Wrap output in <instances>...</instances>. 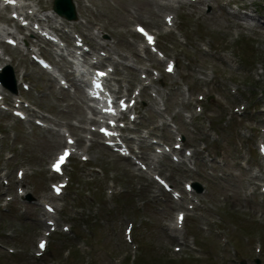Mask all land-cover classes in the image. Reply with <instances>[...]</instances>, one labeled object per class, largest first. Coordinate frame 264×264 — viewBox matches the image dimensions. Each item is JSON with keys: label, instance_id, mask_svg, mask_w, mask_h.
<instances>
[{"label": "rangeland", "instance_id": "obj_1", "mask_svg": "<svg viewBox=\"0 0 264 264\" xmlns=\"http://www.w3.org/2000/svg\"><path fill=\"white\" fill-rule=\"evenodd\" d=\"M154 1L79 0V24L73 31L88 41L85 34L96 33L100 25L98 39L108 41L114 55H122V64L131 60L148 67L142 73L130 70L127 81L132 88L151 80L140 96L141 118L135 132L146 128V135H159L169 145L176 136L170 128L182 134L184 146L193 149L188 166L165 159L160 174L169 176L177 190H183V182L197 183L200 190L191 192L190 203L179 207L170 193L130 161L97 139L85 141L90 122L79 121L71 106V114L66 113L73 88L58 93L57 81H49L30 60V50L23 53L5 45L14 72L17 65L26 71L24 83L30 86L27 92L21 84L16 93L5 89V101L12 104L13 96L21 93L32 103L34 117L47 121L49 130L0 111V264H240L242 259L245 264H264V158L256 152L262 135L259 126L264 127L260 94L264 93V0H234L247 5L253 1L241 13L251 9L253 21L227 11L233 0L229 4L230 0H185L182 5L156 0L172 5L163 10ZM39 4L49 11L53 0ZM168 12L174 15L169 27L163 17ZM136 23L151 28L163 53L175 57L174 74L164 73V62L141 57L145 54L137 50L142 40L134 32ZM67 38L72 45L73 38ZM92 45L96 51L102 48L93 40ZM122 70L129 67L117 65L116 75ZM151 100L156 101L160 116L152 106L147 108ZM239 104L245 107L241 114L233 111ZM162 119L170 125L159 130ZM61 128L80 139L79 153L65 169L68 184L56 198L50 183L61 178L48 167L64 142ZM204 130L215 131L217 139L204 135ZM52 132L60 133L61 143L50 147ZM21 168L24 178L18 179L16 171ZM18 188L24 191L21 199ZM7 195L13 200L4 206ZM43 202L55 206L53 216L43 210ZM181 210L186 217L177 229L175 215ZM40 216L56 223L48 237L49 226L41 223ZM127 224H132L131 242L125 238ZM40 238H46L47 248L37 255Z\"/></svg>", "mask_w": 264, "mask_h": 264}, {"label": "bare ground", "instance_id": "obj_2", "mask_svg": "<svg viewBox=\"0 0 264 264\" xmlns=\"http://www.w3.org/2000/svg\"><path fill=\"white\" fill-rule=\"evenodd\" d=\"M174 1L177 2L178 5H182V4L186 3L185 0H174ZM198 1H199V3H203L204 2L203 0H198ZM158 2L159 1L156 2V0H155L153 2V4L155 5V7H158L161 10L172 7L171 4H168V3L165 4V3H161V2L158 3ZM74 4H75L76 12H77V18L75 20H67L63 16L58 15L52 9H49L50 11H48V13L41 12V11L47 9V7L43 6V5H40L39 4V0H35L34 3H27L25 5V8L21 12H25L27 9H32L33 13L32 14H27V17H26V18L29 17L31 19H34V21H32V23H30L31 26L33 25V23L43 24L44 21L46 20V17H47V22L49 23V24H47L48 28H51L52 30H55V31H58V30L61 31V29H64V27H68L71 30L72 27H74L76 24H79V18H80V14L78 12V8L80 6L79 0H74ZM14 11H19L20 12V9L19 8H15ZM21 12L19 14H22ZM50 13H52V14H50ZM41 16L45 17V19L43 17H41ZM166 16H171V18L173 19V16L171 15L170 12H168L166 15H164V18ZM249 24L250 23H248V25ZM100 27L102 28V26H100V25L97 27V35L100 34V32H99L100 29H101ZM1 30L2 31L0 33H3L4 31H7L5 29V27H1ZM7 34H8L7 36L13 37V34H9V32H7ZM62 34H63V32L60 35H62ZM88 37L90 39H92V34H88ZM102 45L106 46L108 51L112 50V46H111V44L108 41L103 40ZM33 53H35V52L33 51ZM52 57H53L54 62H55V68H57L58 71H60L63 74V76L61 78H66L65 76H69L68 74H72L70 71L67 70L66 64H65V60L62 57V55L60 56L59 59L55 58L54 55H52ZM0 63H1V65H3L4 68L11 66L10 61L8 60V58H6L4 53H0ZM15 67L16 68H14V69L16 70L15 72H16V75H17V80H19V81L22 80L23 81L24 78L27 75L26 71L20 69L18 67V65L15 66ZM6 71H5V73H6ZM141 72H147V71H145V69H144V71H141ZM48 80L52 81V80H54V78L53 77H48ZM68 81L70 82L69 87L73 88V92L68 94V96H67L69 98V100H71V102H68V109L66 110V113L71 114V110L69 109V107L71 106L72 109H74L77 112L78 120L81 121V122H84V121H86L87 116L84 113V104H86V95L84 94L83 85L81 84V82H83V81L80 82L79 79H77L73 74H72V76L68 77ZM56 91H58V93H61L62 90H60V88L56 87ZM154 103H156V101L155 100H151L150 103L147 104V108L150 109L151 106H153ZM153 110H154V108H153ZM155 112L159 116L161 115V112L158 109H156ZM168 123L169 122H167L166 120H162L161 121V126L162 127H166ZM45 131H48V129H45ZM59 135L60 134L57 133V132H52V135H51L52 140H50L47 143V145L50 146V147L59 145L61 143V139H60ZM81 155H84V153H81ZM152 159L150 158L151 165L148 168L149 170L156 169V167H157V165L155 164V161H153L154 159L153 160ZM186 161H190V159L187 158L185 160V162H183V163H186ZM183 165H185V164H183ZM186 169L183 170V171H186ZM23 178H24V175H23ZM158 191H159V189H158ZM153 192L156 193L157 190H155ZM177 205L179 207L182 206L181 203H177Z\"/></svg>", "mask_w": 264, "mask_h": 264}, {"label": "water", "instance_id": "obj_3", "mask_svg": "<svg viewBox=\"0 0 264 264\" xmlns=\"http://www.w3.org/2000/svg\"><path fill=\"white\" fill-rule=\"evenodd\" d=\"M54 9L68 19H75L76 13L72 0H55Z\"/></svg>", "mask_w": 264, "mask_h": 264}, {"label": "snow or ice", "instance_id": "obj_4", "mask_svg": "<svg viewBox=\"0 0 264 264\" xmlns=\"http://www.w3.org/2000/svg\"><path fill=\"white\" fill-rule=\"evenodd\" d=\"M139 30L143 32V29H139ZM149 39H151V38L149 37ZM169 70H171V69H169ZM67 155H68V153L65 152L64 155H62L58 159V161L56 162V164L53 166L55 170L59 171L60 164H62L64 162V160L66 159ZM57 191H59V189H57ZM44 246H45L44 245V242H41L40 247L43 249Z\"/></svg>", "mask_w": 264, "mask_h": 264}]
</instances>
